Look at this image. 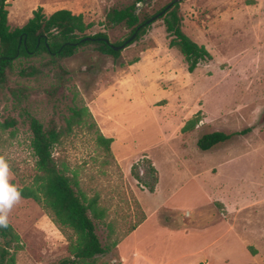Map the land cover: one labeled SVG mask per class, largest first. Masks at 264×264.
<instances>
[{
  "label": "rangeland",
  "instance_id": "obj_1",
  "mask_svg": "<svg viewBox=\"0 0 264 264\" xmlns=\"http://www.w3.org/2000/svg\"><path fill=\"white\" fill-rule=\"evenodd\" d=\"M169 1L154 0L143 12ZM131 2L11 0L8 24L21 27L37 7L45 15L67 9L91 24L87 35L122 42L130 30L108 25L106 14ZM180 14L183 32L212 55L192 73L156 19L116 60L93 45L63 59L68 82L56 93L53 71L45 70L12 77L11 87L31 88L22 104L7 91L0 98V157L17 188L34 175L23 109L59 128L70 108L83 111L54 156L85 201L97 199L101 217L92 219L111 251L96 264H264V0H181ZM247 127L210 150L196 145L205 132ZM99 135L112 139L109 151ZM8 223L23 245L16 264L68 256L66 237L33 200L21 197Z\"/></svg>",
  "mask_w": 264,
  "mask_h": 264
},
{
  "label": "trees",
  "instance_id": "obj_2",
  "mask_svg": "<svg viewBox=\"0 0 264 264\" xmlns=\"http://www.w3.org/2000/svg\"><path fill=\"white\" fill-rule=\"evenodd\" d=\"M9 1L11 0H0V98H6L7 91L18 104H22L31 88L25 85L11 87L12 77L16 73L19 77L28 79L43 75L45 70H52L55 82L51 86V92L56 93L68 82L67 71L60 64L63 59L71 57L86 45H93L98 52L118 59L121 50L114 51L111 44L119 46L135 32V37L129 44L142 38L153 23L146 24L147 20L163 11L174 0H170L151 14L144 13L143 9L154 0H132L124 7L111 8L106 14V23L110 26L122 25L130 30L124 41L115 43L109 41L105 32L87 35L91 24L86 23L81 14H73L67 9H59L45 15L42 7H37L24 25L11 28L8 24ZM180 3L181 0L173 3L158 19L162 20L168 46L179 51L187 71L192 73L199 64L211 61L212 55L203 45L197 44L183 32ZM86 37L91 39L82 41ZM69 110L70 115L64 118L65 127L59 128L54 123L43 124L37 116L23 109L30 131L29 147L34 157V175L29 184L18 189L21 190V197L36 202L66 237L68 256L56 264H96L99 256L111 251V246L101 243L92 219L101 217L97 199L85 201L54 156V149L64 131L82 121L81 109ZM197 123L198 119H192L183 130ZM6 124L7 127H13L15 120H8ZM249 131L251 127L236 132H205L198 137L196 145L199 149L207 151ZM97 141L109 151L111 138L99 135ZM137 166L138 164L133 165L132 171ZM154 172V168L148 166L149 175L153 177ZM153 182L157 183L155 177ZM150 189L152 190L153 186H150ZM22 248L19 234L9 223L6 227H0V264H16V254Z\"/></svg>",
  "mask_w": 264,
  "mask_h": 264
},
{
  "label": "clouds",
  "instance_id": "obj_3",
  "mask_svg": "<svg viewBox=\"0 0 264 264\" xmlns=\"http://www.w3.org/2000/svg\"><path fill=\"white\" fill-rule=\"evenodd\" d=\"M10 170L7 161L0 157V227L8 224V213L21 199V190L9 183Z\"/></svg>",
  "mask_w": 264,
  "mask_h": 264
},
{
  "label": "water",
  "instance_id": "obj_4",
  "mask_svg": "<svg viewBox=\"0 0 264 264\" xmlns=\"http://www.w3.org/2000/svg\"><path fill=\"white\" fill-rule=\"evenodd\" d=\"M178 1H180V0H174L173 2H171V3H169L165 8H164V10L163 11H161V12H159L158 14H156L155 16H153V17H151L149 20H147V22H146V24H149V23H151V22H154L156 19H158L160 16H162L172 5H173V3H175V2H178ZM135 34H136V32L134 33V34H132L127 40H125L121 45H119V46H114V45H112L111 44V47H112V49L114 50V51H120V50H122V49H124L133 39H134V37H135ZM91 38H89V37H86V38H84V39H82V41H85V40H90ZM107 43H109V41L108 40H105Z\"/></svg>",
  "mask_w": 264,
  "mask_h": 264
},
{
  "label": "crops",
  "instance_id": "obj_5",
  "mask_svg": "<svg viewBox=\"0 0 264 264\" xmlns=\"http://www.w3.org/2000/svg\"><path fill=\"white\" fill-rule=\"evenodd\" d=\"M207 172V170L206 171H204L203 173H200V174H197L198 175V177H201L202 175H204L205 173ZM144 225V224H143ZM143 225H141L140 227H142ZM139 227V228H140ZM139 229H137L136 231H138Z\"/></svg>",
  "mask_w": 264,
  "mask_h": 264
}]
</instances>
